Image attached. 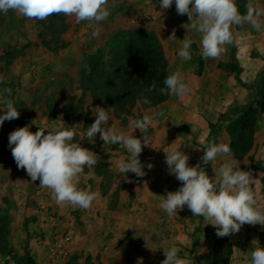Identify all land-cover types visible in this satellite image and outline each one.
Wrapping results in <instances>:
<instances>
[{
    "label": "rangeland",
    "instance_id": "obj_1",
    "mask_svg": "<svg viewBox=\"0 0 264 264\" xmlns=\"http://www.w3.org/2000/svg\"><path fill=\"white\" fill-rule=\"evenodd\" d=\"M262 1L255 0L259 6H262ZM246 2L247 0H235L241 14L246 11ZM108 8L109 17L99 25L94 22L76 23L74 17L64 15L54 14L44 20H29L13 11L0 13V78L3 80L0 90L4 87L12 89L11 99L19 112L18 119L6 120L0 127L9 125L13 128V125H16L19 128L27 125L32 131L39 125L46 128L63 126L74 131L73 142L84 143V148L100 155L104 146L99 138L100 134L97 133L94 138L96 145L85 135L87 128L95 120L96 107L108 110L113 125L122 126L125 133L133 131L130 126L132 119L149 115L153 117L148 128L151 144L143 147L138 157L146 175L137 177V180L144 189L154 185L165 195L163 190L171 189L166 187L160 178L157 180L152 172L159 162L166 165L164 151L177 148L184 154L192 153L200 164L203 151L199 147L202 141H214L219 144L230 142L226 131L229 114L236 108L249 104L252 95L247 88L253 86L264 72V17L260 18V32H256L248 24L233 26L232 29L233 42L237 47L242 70L241 79L246 86L241 87L226 69L228 45L219 58L203 59L200 55L199 34L191 28L186 14H177L174 2L169 9H161L158 0H108ZM97 28L100 35L93 38L92 32ZM139 28L147 30L155 37L170 68L181 72L191 91L183 98L169 95L165 102L134 111L131 115H117L103 99L93 100L94 96L99 97L97 93L80 85L81 73L87 71L86 66L91 56L96 54L103 56L107 63L106 70L110 71L109 55L115 49V43L111 47L108 45L109 40L114 39L116 34L117 38L121 39L120 32L124 30ZM173 29L175 40L168 39ZM184 38L193 41L190 60H183L178 55L181 40ZM2 107L3 105H0V108ZM158 113L162 115H156ZM3 114V111H0V115ZM216 114H223L225 117L220 120L218 117L214 123L215 129L210 132L207 122L211 117L215 121ZM260 114L256 117V122L260 119ZM232 118L234 117L230 119ZM111 124L109 121L108 126ZM141 135L138 130L133 132L136 138H141ZM92 146L97 147L93 149ZM112 147L119 151L122 157H128L129 154L123 145ZM149 163L153 165L151 169L147 167ZM206 169L208 174L212 172L211 169L208 170V166ZM20 172L25 175L23 189L27 191V195L22 197H25L28 208L32 209L34 203L31 196L39 180L32 182L25 170ZM85 172L84 170L83 173ZM164 182L167 184V180ZM6 205L10 206L5 203L0 205V209H5ZM184 210L185 208L178 210L177 214L171 217L162 212L160 215L163 220L160 226L165 225L167 218L176 224L197 222L198 217H188L189 211L184 213ZM18 217L12 213L0 212V252L8 253L14 264H86L77 254L72 253L67 261H49L45 254L47 234H25L24 228L17 226ZM158 233L165 236L163 229H159ZM31 237H35L33 246ZM7 239L14 244H3ZM38 247L44 252L30 253ZM224 254L225 245L222 243L221 259Z\"/></svg>",
    "mask_w": 264,
    "mask_h": 264
},
{
    "label": "clouds",
    "instance_id": "obj_2",
    "mask_svg": "<svg viewBox=\"0 0 264 264\" xmlns=\"http://www.w3.org/2000/svg\"><path fill=\"white\" fill-rule=\"evenodd\" d=\"M173 2L177 14H186L191 28L199 34L200 55L205 60L219 58L225 52V46L233 43V26L248 24L256 32L262 30L260 18L264 16V7L259 6L255 0H247L244 14L239 12L235 0H158L161 9H169ZM9 11L29 20H44L55 14L74 17L76 23L94 22L97 25L110 15L108 0H0V13L7 14ZM99 35L98 28L92 32L93 38ZM168 39H176L175 29ZM192 44L191 39L181 40L178 52L181 59H191ZM167 71L164 86L157 89L153 82L147 91L157 90L162 95H175L179 98L187 96L191 89L181 72L171 68ZM0 83H3L2 78ZM11 94V88L0 90V105H3L0 111L4 113L0 115V125L6 120L19 118ZM142 103L149 104L150 101L142 96ZM96 109L95 120L87 128L86 137L94 142L99 133L105 148L123 145L129 155L116 160V168L125 177L127 173L144 177L146 173L138 157L143 147L151 144L148 128L153 117L144 115L132 119L130 126L133 131L125 133L108 126L111 120L108 110L102 107ZM137 130L142 134L141 138L133 136ZM74 139V131L63 126L39 127L33 133L26 125L9 133L8 145L17 167L25 170L32 182L39 180V187L49 189L57 205L87 210L92 206L97 193L90 187L78 188L76 178L86 166L94 167L99 157L80 143L73 142ZM199 148L203 155L200 157L201 163L196 166H189V156L177 148L164 151L168 172L181 182V186L174 192L159 196L158 207L171 217L187 206L193 217H203L205 225L211 224L218 237L238 233L244 224L264 225V209L257 206L256 194L250 186L256 180L252 179L250 172L240 169L231 148L214 141H202ZM218 157L224 159L216 167L214 176L210 177L206 167L217 161ZM147 167L151 169L153 165L149 163ZM251 244L248 264H264V248L255 238ZM180 251L175 246L164 249L165 259L161 264H192L186 255H180Z\"/></svg>",
    "mask_w": 264,
    "mask_h": 264
},
{
    "label": "crops",
    "instance_id": "obj_3",
    "mask_svg": "<svg viewBox=\"0 0 264 264\" xmlns=\"http://www.w3.org/2000/svg\"><path fill=\"white\" fill-rule=\"evenodd\" d=\"M237 59L240 64L238 53ZM229 61L230 50L228 63ZM216 115L215 121L211 117L207 125L216 123L219 117ZM110 122V126L118 132L123 131L122 126H114L113 120ZM17 128L16 125L13 128L9 125L0 127V205H10L0 209V212L19 216L17 226L24 228L25 234L31 232L36 236L43 232L49 240L54 231L67 232L71 237L70 253L77 254L86 264H161L165 259L164 249L172 246L179 248L180 255H186L192 264H248L252 251L251 241L257 239L264 248V225L244 224L238 233L225 237H218L216 229L211 224L205 225L203 217H198L197 222L186 221L183 224H176L167 218L165 225L161 227L163 218L160 214L164 211L158 204L162 192L154 185L144 189L135 174L127 173L125 177V174L120 173L115 161L122 155L112 145L106 148L103 146L100 155L95 152L99 157L98 163L92 168L86 166V172L76 178L78 188L90 187L97 193L89 209L57 205L51 194L48 197L38 196L34 192L39 184L32 192L34 208L30 209L24 201L25 197H22L27 195V191L23 189L25 175L20 172L23 169L17 167L8 145L9 133ZM91 143L97 144L95 141ZM80 145L84 147V143ZM96 147L92 146L93 149ZM191 154L186 153L189 156L188 164L196 166L198 163ZM223 159L218 157L217 161L208 165V170H212L208 174L210 177L214 176L216 167ZM235 159L240 169L250 172L252 179L256 180L250 186L256 194L257 206L264 209V109L255 123L250 150L242 158ZM152 172L157 180L160 178L171 189H164L165 195L181 186V182L169 174L165 163L162 165L159 162ZM39 202L55 209L56 221L53 224L44 222L43 217L37 213L36 206ZM186 210L189 211L188 217L191 216L188 208L183 212ZM159 229L165 230V236H160ZM34 238H30L32 246L35 244ZM222 243L225 245L223 259ZM3 244L13 245L14 242L7 239ZM45 247L47 255V245ZM34 252L41 254L44 250L38 247L30 253ZM0 264H14L13 258L8 253L0 252Z\"/></svg>",
    "mask_w": 264,
    "mask_h": 264
},
{
    "label": "trees",
    "instance_id": "obj_4",
    "mask_svg": "<svg viewBox=\"0 0 264 264\" xmlns=\"http://www.w3.org/2000/svg\"><path fill=\"white\" fill-rule=\"evenodd\" d=\"M110 39L108 45L115 43V49L109 55L110 71L101 54L91 56L86 72L81 73L80 85L99 95L93 100L103 99L117 115H131L134 111L152 107L165 102L169 95L157 90L148 92L147 88L155 82L157 89L164 86L170 64L155 37L143 28L120 32V37ZM119 39V40H118ZM107 43V42H106ZM230 61L226 69L233 75L235 82L246 87L241 79V67L237 59L234 42L228 45ZM252 100L242 108H236L229 114L226 131L230 138L229 147L233 157L240 159L252 146L256 117L264 109V72L259 80L247 88ZM146 96L150 103H142ZM225 116L221 114L219 120ZM210 132L215 124H208Z\"/></svg>",
    "mask_w": 264,
    "mask_h": 264
},
{
    "label": "built area",
    "instance_id": "obj_5",
    "mask_svg": "<svg viewBox=\"0 0 264 264\" xmlns=\"http://www.w3.org/2000/svg\"><path fill=\"white\" fill-rule=\"evenodd\" d=\"M261 7H264V0L261 2ZM46 128L43 126H36L31 132L35 133L38 128ZM47 134V130H45ZM1 143V142H0ZM5 147V146H4ZM38 196L48 197L51 193L49 189L38 187L35 192ZM187 206H185V209ZM36 211L44 219V222L53 224L56 221L55 210L52 207L45 205L43 202H39L36 206ZM71 237L67 232L54 231L47 243V258L51 262H63L67 261L70 256L69 243Z\"/></svg>",
    "mask_w": 264,
    "mask_h": 264
}]
</instances>
